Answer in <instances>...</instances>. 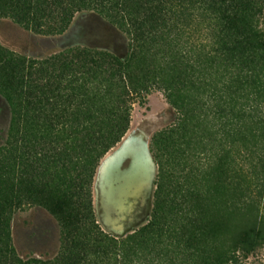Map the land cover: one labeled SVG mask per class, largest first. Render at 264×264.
<instances>
[{
	"label": "trees",
	"instance_id": "1",
	"mask_svg": "<svg viewBox=\"0 0 264 264\" xmlns=\"http://www.w3.org/2000/svg\"><path fill=\"white\" fill-rule=\"evenodd\" d=\"M83 11L126 37L124 59L0 45V264H242L264 246V0H0V18L37 35L64 33ZM153 89L177 117L150 141V219L112 236L95 218L93 180ZM25 206L57 221L52 260L12 246L8 222Z\"/></svg>",
	"mask_w": 264,
	"mask_h": 264
},
{
	"label": "rangeland",
	"instance_id": "2",
	"mask_svg": "<svg viewBox=\"0 0 264 264\" xmlns=\"http://www.w3.org/2000/svg\"><path fill=\"white\" fill-rule=\"evenodd\" d=\"M0 45L29 58H45L79 46L106 50L124 59L128 41L96 13L83 11L75 14L64 33L55 36L37 35L10 19L0 18ZM176 117L159 90L153 89L134 102L127 133L100 161L93 180L94 214L104 232L125 236L150 219L157 175L150 141ZM9 121V107L0 96V146L6 139ZM8 223L11 244L22 260L49 261L59 252L60 227L46 209L25 206L16 210ZM242 264H264V246Z\"/></svg>",
	"mask_w": 264,
	"mask_h": 264
}]
</instances>
